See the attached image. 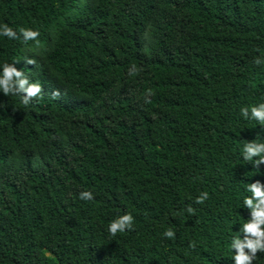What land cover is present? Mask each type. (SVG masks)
<instances>
[{"label": "trees", "instance_id": "obj_1", "mask_svg": "<svg viewBox=\"0 0 264 264\" xmlns=\"http://www.w3.org/2000/svg\"><path fill=\"white\" fill-rule=\"evenodd\" d=\"M5 23L40 32L0 36V66L43 94L0 92V264H234L264 183L243 158L264 125L240 112L264 103V0H0Z\"/></svg>", "mask_w": 264, "mask_h": 264}, {"label": "clouds", "instance_id": "obj_2", "mask_svg": "<svg viewBox=\"0 0 264 264\" xmlns=\"http://www.w3.org/2000/svg\"><path fill=\"white\" fill-rule=\"evenodd\" d=\"M0 36H5L9 39L22 38L24 43L29 41L35 42L39 46L40 32L33 30L32 28H19V34L7 23L0 25ZM25 63L28 65H36V60L32 58H26ZM18 62V61H16ZM253 63L260 65L264 63V58H254ZM0 70V92L5 96L14 95L19 96L21 103L24 106H29L34 98L41 97L43 94V88L40 83L32 82L28 76L22 70H18L14 63L5 62ZM141 69L135 64L128 70L129 76L138 75ZM53 99H59L61 93L59 90H53L50 93ZM154 95L149 88L145 93V103H151L149 97ZM241 115L245 119H254L261 125H264V103H260L255 106L241 107ZM243 158L246 161H254L253 165L257 169L259 166L264 165V142L258 143L255 140L247 141L243 146ZM254 158H256L254 160ZM248 192L250 196H246L243 199V206L249 211V217L245 223L239 229V235L235 236L231 240L230 249L234 250L232 259L234 264H253L257 259V253H264V183L256 180L247 184ZM93 194L90 191H81L79 199L91 200ZM209 198L207 192H201L199 196L195 198L196 204H203ZM185 211L189 214H194L195 209L188 206ZM134 217L131 213H125L112 220L108 225V232L115 236L117 233L125 232L126 230H132ZM241 233L243 234L241 238ZM163 236L167 239H174L175 232L169 227L167 228ZM190 247H195V244H190Z\"/></svg>", "mask_w": 264, "mask_h": 264}]
</instances>
